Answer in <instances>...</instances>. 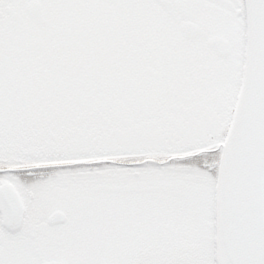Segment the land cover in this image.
Wrapping results in <instances>:
<instances>
[{
  "label": "snow or ice",
  "instance_id": "1",
  "mask_svg": "<svg viewBox=\"0 0 264 264\" xmlns=\"http://www.w3.org/2000/svg\"><path fill=\"white\" fill-rule=\"evenodd\" d=\"M0 264H264V0H0Z\"/></svg>",
  "mask_w": 264,
  "mask_h": 264
}]
</instances>
